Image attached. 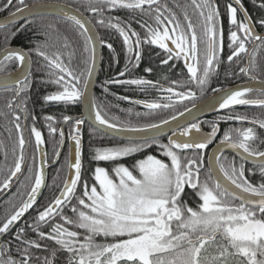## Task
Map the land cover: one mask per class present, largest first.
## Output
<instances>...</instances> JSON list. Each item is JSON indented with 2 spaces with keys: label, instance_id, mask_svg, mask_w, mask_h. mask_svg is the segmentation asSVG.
Returning <instances> with one entry per match:
<instances>
[{
  "label": "snow or ice",
  "instance_id": "6c2138e0",
  "mask_svg": "<svg viewBox=\"0 0 264 264\" xmlns=\"http://www.w3.org/2000/svg\"><path fill=\"white\" fill-rule=\"evenodd\" d=\"M18 5L15 11L9 13L6 18L9 23L18 14L27 12L34 13V7L24 4V0H16ZM192 6L198 13L200 21V33H197V25L192 22L191 17L185 11L182 23L176 13L167 7L159 5L158 0H90L87 10L97 16L96 23L108 29L115 30L122 37L124 50L128 58V65L133 66V56L135 66H138L142 58L141 45L144 43L158 46L167 54L166 59L161 60V64L167 65L174 57L184 56L187 61L186 67L189 74L188 83L195 85L203 94L213 72L217 70L224 49L223 27L219 6L216 0H191ZM243 14L242 19L237 18L238 8ZM13 6V0H4L2 10H7ZM145 6L151 15L154 24L146 21L141 22L142 28H146V36L142 39L134 29L131 22H121L119 18L109 16L104 18L105 10L117 8L140 9L145 11ZM61 12L64 11L62 6ZM259 7L264 8V3ZM163 8V11L161 10ZM77 11H79L77 9ZM167 13V14H165ZM228 23L232 26L228 31V48L230 54L227 61L232 62L240 54L247 53L246 43L256 40L264 42V36L254 32V25L251 17L243 9L241 0H233L226 5ZM75 25L83 31L89 33V21H85L78 16H69ZM30 22V21H29ZM264 27V18L257 22ZM23 27V26H21ZM14 33H5V40ZM135 37V41L131 39ZM175 47L172 48L167 43ZM96 40L92 35L86 36L85 52H88V45L92 46L94 58ZM100 44H106L111 49L112 45L107 44L101 38ZM201 45L203 46L201 48ZM35 52L48 62V66L58 70V74L53 71L50 77H54L52 82L59 86L61 90L49 93L42 99L45 103L58 102L65 105L82 104L87 105V113L90 119H94L96 124L106 126L109 129L117 128L115 123H110L102 114L101 110L93 98L89 95V80L92 74V67L89 66L87 75L83 73L77 75L76 72L66 67L59 53L49 55L42 48L37 47ZM30 52L15 50L11 47L0 49V87L8 90L15 86L12 99L8 102V107L16 104L20 112L25 113V124L22 127L21 116L18 112H12V124L18 134L19 155L15 157L14 167L10 169V174L0 183V187L7 188L12 178L22 171V165L27 164L26 145L28 140L24 135V128L28 127L29 98L20 100V96L29 87L28 75L23 78H15L12 73L5 72V68L10 62H15L17 68H22L26 61L30 62ZM94 62V60H93ZM254 54L249 62V67L240 68V72L248 74L250 69L255 68ZM150 72L151 69H145ZM65 74L70 79L65 78ZM125 73H119L123 76ZM255 80L256 77L252 76ZM106 83H126L140 87H159L152 81L143 78L128 80H113ZM172 81L173 85L178 84ZM264 83V82H262ZM183 87H188L183 85ZM169 94H175L182 100L195 99L196 93L192 90L186 92H176L173 87L161 89ZM107 91V89H105ZM253 91H259L256 99H245V95ZM214 93H223L218 98L219 109H226L233 105H260L264 106V87L253 89L249 86H241L238 90L213 89ZM171 99V95L168 97ZM124 99H129L124 97ZM143 104L150 110L168 108V104H159L148 101H135ZM185 108L184 112H178L168 119H161L158 123H149L142 126H128L132 132H153L152 137H142L140 143H130L123 146L96 148L93 159L95 161H114L129 153L137 152L158 141L155 136L161 132L162 126L168 125L169 121H175L177 116L183 117L185 113H191L195 109ZM30 135L35 138V144L39 151L44 144L42 133L35 126L36 116H31ZM48 122L54 121L51 115L45 116ZM227 120H247L245 115H234L221 117ZM63 121L72 123L73 117L64 115ZM84 123L81 117L75 118L73 129L69 134V140L75 142L74 163L71 159V152L68 160V168L74 170L65 177L63 186L58 194L41 209L37 210L32 223H26L17 229L15 239L17 240L16 256L11 253L8 245L0 246V264H32V248L39 249L42 244L39 241L48 239L54 241L58 246L50 250V255L43 259L42 264H54L58 259L59 252L68 254L67 264H264V183L258 186L253 185L245 178L244 165L239 167L234 163H221L220 155L214 157L219 172L223 175L228 184L223 183L219 177L212 178L213 169H209L206 180H200L201 156H181L179 153L187 150H203L218 131L215 122L211 124V132L205 135H190L193 130L200 132V122L189 123L187 127H180L179 136L187 139H177V132L173 131L168 137L167 144H160L164 150V155L170 163L158 159L153 155L136 162L134 174L124 165H118L113 169L118 182L114 181L109 172L103 167L94 169V180L96 184L89 189L87 181L83 184V197L75 196L77 186L81 181L82 173V153L81 137L79 135L80 126ZM252 123H258L264 128V120L253 119ZM50 134H55L57 129L48 124ZM179 127V126H178ZM63 129H60V136L63 139ZM258 139L253 128L226 129L221 139V145L236 150H242L245 159L252 158L260 161L259 172L264 177V151L252 146V142ZM15 151V149H14ZM46 154L40 152V163L29 166L28 180L30 190L27 191L26 198L14 207L13 211L0 221V233H8L17 221L33 207L37 201L38 193L46 181L43 169L46 164ZM209 181H212L210 184ZM193 190L201 201L197 207L188 206L183 201L182 193L185 186ZM239 190V191H236ZM86 198V199H85ZM72 199H77L78 205L71 206V211L75 218L64 214V209L70 205ZM86 200L88 202H86ZM239 203L236 204L235 201ZM56 217L63 223L54 222ZM65 225H71L72 230ZM43 226H49L45 232ZM28 230L37 234L38 239L33 240L28 237ZM83 230V236L81 231ZM112 238L114 242L100 243L97 237ZM126 237V238H125ZM208 245H215L216 252L207 255ZM19 258H16V257Z\"/></svg>",
  "mask_w": 264,
  "mask_h": 264
},
{
  "label": "trees",
  "instance_id": "16d2710c",
  "mask_svg": "<svg viewBox=\"0 0 264 264\" xmlns=\"http://www.w3.org/2000/svg\"><path fill=\"white\" fill-rule=\"evenodd\" d=\"M173 4L171 10L176 13L177 17L182 23H185L183 20V13L186 11L187 14L191 17L192 22L196 19H199L198 13L192 6L191 0H172ZM201 2V0H197ZM243 8L246 10L248 16L251 17L252 23L255 29L258 32L264 33V27H261L257 22L264 18V8L259 7L260 4L264 3V0H241ZM217 5L219 7L226 5L225 0H217ZM127 13L117 12L116 16L121 20V22H131V28L139 33L140 37L144 39L143 35H146V28H140L139 30L136 27V17L133 13V10L130 12L128 17ZM145 17L142 16V20ZM222 27H223V53L221 62L216 70V72L223 78L225 83L235 82L234 78H238L241 75L240 68L244 66V58L242 54L239 62H228L227 56L230 54V49L226 44V37L228 35L227 29H230V24L228 23L227 16L221 17ZM30 21V22H29ZM23 26V27H21ZM99 38H103L107 44H111L112 48L109 49L106 44L102 45L101 50V63L99 72L96 78V83L93 91V99L95 100L97 107L101 110L102 114L110 123H115L119 127L128 126H142L149 123H158L161 119H167L170 116L174 115L177 112L182 111L189 105V102L179 103L181 100H173L172 102L167 101L170 105L169 108H159L155 110H150L144 108L135 101H150L152 97L151 86L140 87L136 85H130L126 83H106L107 81L113 80H128L134 78H143L149 81H152L156 84H162L163 86L173 87L177 92L186 91V87H183V83L179 80L174 79L173 71L168 68V65L161 64V60L165 59L164 53L155 49L153 45L144 43L141 45L142 58L138 63V66H135V58L133 56V66L128 65V58L124 50L123 40L119 34L113 30L108 29L103 26L95 24ZM200 31V30H199ZM14 33V35L9 36L8 40H5V33ZM133 42L135 37H131ZM14 46L22 48L25 52H30L31 59V71L28 76L29 87L24 91L20 96V100H24L26 97L28 99L27 109H28V127H25L24 135L26 131L30 134V126L32 124L31 116L34 114L36 116L35 126L38 130L41 131L42 137L44 140V146L46 150V158L50 162L53 160L55 153L57 152L61 136L58 133L60 126L63 123V116H81V104L75 105H65L58 102H48L43 101V97L49 93L61 90L58 85L52 82L54 77H50V73L55 71L58 74V70H54L48 66V62L44 60L43 57H40L36 54L35 49L37 47L42 48L49 55L53 53H59L62 63L74 70L77 75L83 73L87 75V70L90 65L91 53L90 46L88 45V52H85L86 46V36L79 29V27L74 26L68 22L58 20L53 17L45 16H36L30 18L24 22L13 24L4 28H0V49ZM254 54L255 59V68L250 69L249 73L257 76L264 80V42H257L253 51L249 57V62L252 60ZM16 67L15 62H10L9 65L5 68V72H9ZM150 68V72H146L145 69ZM124 72L123 76H120L119 73ZM230 74H234L235 77H231ZM2 74V73H0ZM65 78L70 79L65 74ZM172 81L179 82L176 85L172 84ZM107 89V91H105ZM196 93L201 94L200 89L190 87ZM15 92V88L8 90L6 88L0 89V183L10 174V169L14 167L15 157L19 155V145H18V134L15 131L14 125L12 124V112H18L21 116L20 123L23 127V122L25 113L20 112L16 108V104L13 103L12 107H8V102L12 99ZM209 89L204 95L208 94ZM161 93H167L166 91H161ZM256 93H254L255 96ZM171 97H175V94H170ZM253 96V97H254ZM128 97L129 99H124ZM158 103V102H155ZM160 104V103H159ZM164 103L162 102L161 105ZM245 115L248 117L247 120L237 121L229 120V122H220V137H223V133L226 129H244L248 128L250 125L245 121H251L255 118L258 120H264V106L262 107H248V108H237L227 112L228 116L234 115ZM51 115L55 119L52 122H48L44 119L45 116ZM226 115V114H225ZM24 120V121H22ZM51 123L52 127L57 129L55 134H50L48 124ZM258 124V123H256ZM72 123H68L64 126V134L69 136L72 131ZM259 125V124H258ZM82 135V148H81V159H82V173L81 181L77 186V191L75 196L78 198L83 197V184L84 181H87L89 189L93 184H96L93 176L94 169L96 167H103L108 172L110 177L118 182L113 169L118 165H124L133 170L134 174L138 175V172L135 171L136 162L145 158L148 155H153L158 159L164 160L166 163H170L168 158L164 155V150L159 147L160 144H167L162 138L158 139V143L151 144L148 147H144L141 150L133 153H129L125 156L119 157L114 161H95L93 156L95 155L96 148H105V147H116L123 146L130 143H140V142H126L114 139L112 137L106 136L101 132L94 130L89 127L85 122L81 127ZM264 129V128H263ZM255 133L258 137L252 146L258 148V150H264V135L261 131L256 128ZM30 146L26 145V156L28 158L27 164H25L24 169L19 174L16 184L10 189V191L0 198V221H3L6 215L10 214L14 207L18 206L22 200L26 197L27 191L30 190V184L33 181H29L28 177L31 175L29 173V166L34 163L37 164L36 157V148L33 144V138L31 135ZM35 140V139H34ZM15 149V151H14ZM183 156H201L200 151L196 150H187L179 153ZM203 157V156H202ZM221 163H225L226 166L228 163H234L235 166L239 167L240 164L244 165L245 169V178L252 183L253 185H259L264 183V177L260 175L259 168L249 166L244 162L240 161L231 154H223L221 156ZM68 165V151L65 147L58 159V162L48 169L47 180L44 191L42 192L39 200L35 206L25 215L22 220L17 223L8 233H0V236L4 234L0 239V246L8 245L11 247V253L13 256H16L17 252V240L15 239V234L18 228L23 227L26 223H32L33 218L37 214V210L41 209L42 205L48 203L55 194H58L60 187L63 185V181L66 176ZM24 166V165H23ZM209 171L205 165L204 159L201 163V172L200 180L204 181L207 179ZM12 180L10 184H12ZM211 184L212 181H209ZM97 190L99 191V185L96 184ZM6 189L0 187V196ZM183 201H186L188 206L197 207L201 202L196 194L189 188L185 186L184 192L182 193ZM86 199V198H85ZM86 202H88L86 200ZM236 204L238 202L235 201ZM77 205L79 208L83 209V206H79L77 199H72L69 206L64 209V214L75 218L74 214L71 211V206ZM54 222L63 223L59 220V217H56ZM72 230L71 225H65ZM43 230L47 232L49 226H43ZM83 236V230H79ZM28 237L33 240H37V234L28 230ZM126 238V237H125ZM42 244V247L39 249L32 248L33 257H38L39 259H33L32 264H42L43 259L50 255V250L57 248L58 246L54 241L44 239L39 241ZM97 242L107 243L114 242L112 238L97 237ZM216 252L215 245H208L207 255L214 254ZM16 258H19L18 256ZM68 254L66 252H59L58 259L54 261V264H67Z\"/></svg>",
  "mask_w": 264,
  "mask_h": 264
},
{
  "label": "water",
  "instance_id": "95a60500",
  "mask_svg": "<svg viewBox=\"0 0 264 264\" xmlns=\"http://www.w3.org/2000/svg\"><path fill=\"white\" fill-rule=\"evenodd\" d=\"M229 1L233 2V0H229ZM28 6L29 7L35 6L34 7V13L32 15H29L27 12L18 14L15 17V19L12 20L11 23H9L8 20L6 19V18L9 17V14L6 15V16L0 17V28H4V27H7V26H10V25H13V24H17V23L25 21V20H27L29 18L36 17V16H56V17H62V18L69 19L68 18L69 16L75 15V16H78L79 18H81V19H83L85 21H88L86 19V17L84 15H82L80 12H78L77 10H75V9H73L71 7L65 6V5H61V4H57V3H51V2H43V3L29 4ZM57 6H62L64 8V11L61 12L59 10V7H57ZM235 6L237 8H239V6H237V5H235ZM69 20L72 21L71 19H69ZM88 28H89V33H85V34L86 35H89V34L92 35L93 38L97 41L96 44H95L94 58H93V53H92V46L90 45L91 46V60H90V65L89 66L92 67V74H91V77H90V80H89L88 91H89L90 97L93 98V91H94L96 78H97V75H98V72H99V68H100V63H101V44L98 42L99 41V36H98L94 26L91 23H89L88 24ZM253 30H254V32L256 34L264 36V33H258V32L255 31L254 28H253ZM255 42H257V41L254 40V43ZM8 47H11V48H13L15 50H18V51L25 52L22 48H18V47H14V46H8ZM93 60H94V62H93ZM30 71H31V59H30V62L26 61L25 65L22 68H17V66H16V68L13 69L12 71H10L9 73H12L15 78H21L22 79L23 75L25 73L30 74ZM2 75H3V73L0 74V76H2ZM250 79H251V77H250ZM262 82H264V81L261 80V79L256 78L255 80L251 79L250 81H247V82L233 84L231 86L223 88L222 90H229V89L238 90L241 86H245V85L249 86V87H251L253 89L259 90L262 87H264V83H262ZM12 88H15V86L13 85ZM0 89H4V87H0ZM222 94H223L222 92L221 93H214L213 92L212 94L208 95L207 97H205L201 101L193 104V105H196V107H195V109H193L191 111V113H185L183 117L177 116V119L175 121H171L170 120L168 125L162 126L160 134L158 136H155V139L159 138V137L167 136V135L171 136L173 131H175V132H177V139L184 140V139H187V138L179 136L180 127H184V126L188 125L189 123H194V122L198 121L199 119H201V118H203V117H205L207 115L214 114V113H217V112H220V111H224V110H227V109H230V108L241 107V106H260V105H233V106H230L229 108H226V109H219L217 101H218L219 96L222 95ZM141 105L144 106L143 104H141ZM193 105L188 107V109H192ZM88 111H89L88 106L81 104V118H83L84 121L90 127H92L94 130H97V131L101 132L102 134H104L106 136H109V137H112L114 139H117V140H120V141H126V142H141V138L142 137H152L154 135L153 132H151V131L132 132V131H129L127 127H119V126H117V128H115V129H109L106 126H102V125L96 124L94 122V119H90L88 117V115H87ZM182 112H184V110ZM74 119H75V117H73V120ZM65 123L66 122H64L60 126V129H62V127H63V125ZM207 133L208 132H205V131H203L200 128V132L199 133H196V131L193 130V132L190 135H205ZM59 135H60V130H59ZM216 135H217V133H216ZM216 135L212 137V139L208 143V146L215 139ZM65 141H66V138L63 135V139L61 138V142H60L59 148H58L53 160L48 162L47 158H46L47 162H46V164L44 166V169H43V175H44L45 181L47 180L48 169L51 168L52 166H54L57 163V161H58V159H59V157L61 155V152L63 150ZM67 146H68V160H69V155H70V152H71V154H72L71 155V159H72V162L74 163L75 142L68 139L67 140ZM35 148H36V157H37V165H38L40 163V152H43V153L46 154V150H45L44 144L40 146L39 151L37 149L36 144H35ZM81 148H82V138H81ZM223 153H230L233 156H235L237 159H239L242 162L247 163V164L260 165V161L258 159H252V158L245 159V154L242 153V150L238 151L236 149H232V148H229V147H224V146L221 145V141L216 142L209 149V151L207 153L206 165H207L208 171H209L210 168L213 169V173H212L213 180H215L217 177H219L220 180L223 183H225V184H228V182L224 180L223 175L219 172V167L217 166V164L215 162V159H214V157L216 155H221ZM72 172H74V170H70L68 168V165H67V172H66V176L65 177L69 176ZM18 175L16 177L12 178V180H14L13 184H11V185H9V187L5 188L6 190L3 192V194L0 196V198L4 197L10 191V189L14 186L15 182L17 181ZM45 185H46V183H45ZM45 185L42 187L41 192L38 193L37 201L39 200L42 192L44 191ZM228 187L231 188L232 186L230 184H228ZM236 191H239V190H236ZM37 201H36V203H37ZM236 201H238V200H236ZM35 204L33 205V207L35 206ZM32 208H30L25 213V215H27L28 212ZM23 217H21V219L19 221H17L16 224L19 223L22 220ZM3 235L4 234H2L0 236V239H1V237Z\"/></svg>",
  "mask_w": 264,
  "mask_h": 264
},
{
  "label": "flooded vegetation",
  "instance_id": "af4514ba",
  "mask_svg": "<svg viewBox=\"0 0 264 264\" xmlns=\"http://www.w3.org/2000/svg\"><path fill=\"white\" fill-rule=\"evenodd\" d=\"M226 1V5L228 4V3H230V1L229 0H225ZM3 2H4V0H0V17H3V16H6V15H8L9 13H11V12H13V11H15V8L17 7V6H22V5H18L17 3H16V0H13V6L12 7H10V8H8L7 10H2V5H3ZM43 2H51V3H57V4H61V5H65V6H68V7H71V8H73V9H75V10H79L78 12H80L82 15H84L85 17H86V19L88 20V21H90V23L94 26V28H95V30H96V32H97V29H96V27H95V24H96V21H97V19H98V17L97 16H95V15H93L91 12H89L88 10H87V5L90 3V0H24V4H27V5H29V4H33V3H43ZM216 2H217V0H216ZM158 4L159 5H167V7L169 8V9H171V7H172V4H173V1L172 0H158ZM226 5H224V6H221V7H219V11H220V14H221V17H223V16H227V13H226ZM233 6L234 7H236L234 4H233ZM244 9V8H243ZM129 10V13H127V15H128V17L130 16V12L132 11V10H130V9H124V8H117V9H112V10H105V13H104V18L105 19H107V17H109V16H111V17H113L114 19H113V22H115V18H118L117 16H116V14H117V12H121V13H125L126 11H128ZM162 11H163V8L161 9ZM133 13H134V15H135V17H136V27H137V29L139 30L140 28H141V23H138L137 21H141V22H144V21H146L147 23H149V24H154V21H153V19H152V17H151V15L149 14V12H148V10H147V6H145V11H141L140 9H135V10H133ZM165 14H167V13H165ZM247 14V13H246ZM248 15V14H247ZM142 16H144L145 18L142 20ZM45 17H53V18H56V19H58V20H62V21H65V22H68V23H70V24H72V25H74V26H77V25H75L74 24V22H72V21H70L69 19H66V18H62V17H56V16H45ZM237 18L238 19H242L243 18V14L240 12V10H239V8H238V14H237ZM30 19V18H29ZM28 20V19H27ZM26 21V20H25ZM22 22H24V21H22ZM194 24H196L197 25V33H198V35H199V33H200V27H199V25H200V21H199V19H196L195 21H194ZM78 27V26H77ZM230 27H232L231 25H230ZM254 29H255V27H254ZM82 31V30H81ZM229 31V29H227V32ZM255 31L256 32H258L256 29H255ZM83 32V31H82ZM258 33H261V32H258ZM97 34H98V32H97ZM146 34V33H145ZM84 35L85 36H87L85 33H84ZM99 36V35H98ZM145 36L146 35H143V37L145 38ZM100 39V38H99ZM257 42H259V41H257ZM257 42H255L254 43V40L253 41H250V42H247L246 43V47H247V49H248V52L247 53H243L242 54V56H243V58H244V66L243 67H249V57H250V55H251V53H252V51H253V48L255 47V45L257 44ZM168 44H169V46L170 47H172V48H174L175 46L174 45H172L171 44V41H168L167 42ZM228 43H229V41H228V35H227V37H226V44L228 45ZM90 46V45H89ZM153 47L155 48V49H159V50H161L158 46H155V45H153ZM203 46L201 45V48H202ZM101 48H102V45H101ZM251 48V49H250ZM102 50V49H101ZM250 50V51H249ZM163 53H164V51L163 50H161ZM230 52V51H229ZM90 53H91V46H90ZM91 55V54H90ZM164 55H165V59L167 58V54L166 53H164ZM241 58V57H240ZM240 58H234V62H239L240 60ZM187 62H191V61H187ZM186 59H185V57L182 55V56H180L179 58H173L172 60H170L169 62H168V64L170 63V65H168V68L169 69H171L172 71H173V77H174V79H176V80H179L181 83H183L184 85H187L188 87H186V91H188L189 89H190V87H194L195 88V90H197L196 89V87H195V85H191V84H189L188 83V81H189V74H188V72H187V67H186ZM229 75L231 76V77H235V75L234 74H230L229 73ZM252 76H255V75H253V74H251V73H248V74H244V73H241V75H240V77H238V78H234V81L235 82H232V83H225L226 81L223 79V78H221L220 77V75L216 72V71H214L213 72V74H212V76L210 77V79H209V82H208V84H207V86L204 88V90H203V94L201 93V94H198V93H196L193 89H190V90H192V91H194L195 93H196V98L195 99H187V100H180V98L179 97H177L176 95H175V97H171V99H169L168 97H169V95L170 94H166V93H161V89H166L167 87L166 86H163L162 84H157V85H159V87H152L153 88V90H152V97H151V99H150V101L149 102H158V103H160V104H162V102L164 103V104H168V102L167 101H170V102H172L173 100H180L179 101V103H182V102H189L191 105H189L188 107H190V106H192L193 104H195V103H197V102H199V101H201L202 99H204L205 97H207L208 95H210V94H212L213 93V89H223V88H226V87H228V86H231V85H233V84H236V83H242V82H247V81H250L251 79H250V77H252ZM256 78H258L257 76H255ZM258 79H261V78H258ZM261 80H263V79H261ZM264 81V80H263ZM156 84V83H155ZM208 89H209V92H208V94H206V95H204V93L205 92H207L208 91ZM186 91H184V92H186ZM198 91V90H197ZM177 92V91H176ZM199 92H201V90L199 91ZM254 93H256L255 94V96H254ZM259 91H253V92H251V93H249V94H246L245 95V99H256V98H258L259 97ZM254 96V97H253ZM138 105H140V106H142L141 104H138ZM169 105V104H168ZM170 106V105H169ZM142 107H144V106H142ZM188 107H186V108H188ZM243 107H245V108H248V107H254V108H256V107H262V106H241V107H234V108H230V109H227V110H224V111H220V112H217V113H214V114H210V115H207V116H205V117H203V118H201V119H199L198 120V122H200V125H201V129L203 130V131H205V132H211V124L213 123V122H215L216 124H217V126H218V131H217V135H216V137H215V139L212 141V143L209 145V146H207L205 149H203V150H199L201 153H202V159H204V161H205V165H206V157H207V153H208V151H209V149L216 143V142H219V141H221V137H220V122L221 121H223V122H229V120H227V119H221V117H228V115H227V112H229V111H231V110H235V109H237V108H243ZM144 108H146V107H144ZM169 108V107H168ZM184 110V109H183ZM182 110V111H183ZM182 111H180V112H182ZM178 113V112H177ZM177 113H175L174 115H176ZM226 114V115H225ZM174 115H172V116H174ZM72 117H75V118H77V116H72ZM78 117H81V116H78ZM168 119V118H167ZM24 121V120H23ZM74 121H75V119L72 121L73 122V125H74ZM236 123H237V121H239V120H234ZM85 122V121H84ZM197 122V121H196ZM247 124H249L250 126L248 127V128H253L254 129V131H255V129L256 128H258L260 131H261V133L264 135V129L263 128H261L258 124H254V123H252L251 121H245ZM63 123H64V121H63ZM62 123V124H63ZM86 123V122H85ZM195 123V122H194ZM242 123H244V120H243V122ZM24 124H25V121L23 122V126H24ZM66 124H68V123H65L64 125H63V127H62V129H63V133H64V126L66 125ZM87 124V123H86ZM73 125H72V129H73ZM88 125V124H87ZM89 126V125H88ZM82 127V125L80 126V131H79V135L81 136V138H82V135H81V128ZM90 127V126H89ZM184 127H187V125L186 126H184ZM92 128V127H91ZM24 130H25V128H24ZM59 130H60V128H59ZM59 130H58V133H59ZM180 130V129H179ZM64 136H65V138L66 139H69V136H66L65 134H64ZM168 135L167 136H163V137H159V138H156V140H158V139H163L164 141H166L167 143H168ZM67 148V143L64 145V147H63V149L64 148ZM264 151V150H263ZM223 154H230V153H223ZM223 154H221L220 155V157L221 156H223ZM232 155V154H231ZM235 157V156H234ZM241 161V160H240ZM245 164H247V163H245ZM247 165H249V166H253V167H257V168H259L260 167V165H252V164H247ZM206 167H207V165H206ZM24 168L22 167V170H23ZM208 169V168H207ZM22 172V171H21ZM19 176V175H18ZM18 178V177H17ZM12 182H14V180H12ZM13 184V183H12ZM15 184H16V182H15ZM11 185V184H10ZM236 202H238V201H236ZM239 203V202H238Z\"/></svg>",
  "mask_w": 264,
  "mask_h": 264
},
{
  "label": "rangeland",
  "instance_id": "374dc122",
  "mask_svg": "<svg viewBox=\"0 0 264 264\" xmlns=\"http://www.w3.org/2000/svg\"><path fill=\"white\" fill-rule=\"evenodd\" d=\"M3 49V48H2ZM16 68V67H15ZM14 68V69H15ZM12 71V70H11ZM10 72V71H9ZM23 121V120H22ZM25 138L29 141L28 142V145L30 146V143H32V141H31V137H30V134H29V130H28V132L26 131V135H25ZM67 140L68 139H66V141H65V144L67 143ZM33 144L35 145V140H34V138H33ZM64 144V145H65ZM67 151H68V146H67ZM56 154V153H55ZM48 161V160H47ZM49 162V161H48ZM58 162V161H57ZM22 167L24 168L25 167V164H24V166L22 165Z\"/></svg>",
  "mask_w": 264,
  "mask_h": 264
}]
</instances>
